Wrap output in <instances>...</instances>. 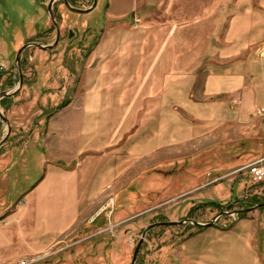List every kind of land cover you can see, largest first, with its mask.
I'll return each mask as SVG.
<instances>
[{
	"label": "rangeland",
	"instance_id": "obj_1",
	"mask_svg": "<svg viewBox=\"0 0 264 264\" xmlns=\"http://www.w3.org/2000/svg\"><path fill=\"white\" fill-rule=\"evenodd\" d=\"M67 1L72 8L86 10L93 0ZM98 1L92 12L80 14L57 0L52 12L60 32L58 44L46 51L27 47L19 60L21 88L14 96L0 99V113L10 125V134L0 147V211L15 212L13 217L20 220L23 216L17 207L23 206L26 193L45 173L44 155L49 157L52 145L49 137L73 139L78 134L86 60L104 28L124 26L139 34L149 26L164 28L168 35L182 27L176 24L195 21L198 26H212L201 34L198 30L197 37L214 47L223 42L231 16L220 13L224 0ZM229 1L223 10H233L235 0ZM48 2L0 0V93L18 87L15 58L24 45L53 44ZM211 6L212 15L206 11ZM119 15L124 19L119 17L117 23L110 19ZM186 30L182 28V33L189 37ZM263 49L264 39L255 46L260 61ZM202 77L198 76V84ZM259 110L244 122L219 125L200 138L134 160L99 204L80 208L77 222L47 253L32 258L18 254L15 262L6 264H130L140 240L135 264H157L163 248L171 257L178 242L195 231L192 221L209 223L215 217L219 227L249 217L257 237L264 241V208L250 210L255 206L252 197L264 202V182L254 184L246 172L249 164L264 161V111ZM6 133L7 126L0 119V142ZM66 146L70 150L74 142ZM211 202L214 205H208ZM189 203L194 205L178 218L181 223L156 225L166 220L164 212Z\"/></svg>",
	"mask_w": 264,
	"mask_h": 264
},
{
	"label": "crops",
	"instance_id": "obj_2",
	"mask_svg": "<svg viewBox=\"0 0 264 264\" xmlns=\"http://www.w3.org/2000/svg\"><path fill=\"white\" fill-rule=\"evenodd\" d=\"M224 2L220 13L231 16L223 42L214 47L197 37L198 30L212 26L195 21L176 24L182 27L168 35L149 26L139 34L124 26L103 29L86 60L77 136L49 137L45 173L17 207L21 220L6 208L0 211V264L15 262L18 254L47 253L77 222L80 208L99 204L134 160L200 138L219 125L244 122L264 108V60L255 53L264 39V0H235L231 11L223 10L230 1ZM210 10L206 7L212 15ZM119 17L110 19L117 23ZM70 142L74 146L66 150ZM193 205L164 217L178 222ZM255 226L242 217L230 227H204L183 237L171 257L163 248L157 264H264V241Z\"/></svg>",
	"mask_w": 264,
	"mask_h": 264
},
{
	"label": "water",
	"instance_id": "obj_3",
	"mask_svg": "<svg viewBox=\"0 0 264 264\" xmlns=\"http://www.w3.org/2000/svg\"><path fill=\"white\" fill-rule=\"evenodd\" d=\"M57 0H50L49 3H48V13H49V16H50V19L52 20V22H54V19H53V15H52V6L53 4L56 2ZM71 11L73 12H77V13H88L90 11H92L95 6H96V3H97V0H93L92 1V4L90 6V8L86 9V10H81V9H76V8H72L70 5H69V2L67 0H61ZM55 24V22H54ZM55 40L53 42L52 45H47V46H41L39 44H36V43H31V44H26L24 45L16 54V58H15V62H16V67L18 69V74H19V80H18V87L11 93H5V92H1L0 93V99L3 98V97H12L15 95V93L19 90V88H21L22 86V83H23V78H22V74L20 72V67H19V60H20V55L22 54V52L29 46H33V47H37L39 48L40 50H43V51H46V50H50L51 48L55 47L58 42H59V37H60V32H59V29L58 27L56 26L55 24ZM69 35H68V38H71L72 36V32L69 31L68 32ZM0 119L2 120L3 123L6 124L7 126V133H6V136L1 140L0 142V147L4 144V142L6 141L7 137L9 136L10 134V125L8 123V120L6 119L5 116H3L1 113H0ZM259 208H264V203L262 204H258V205H255L254 207L250 208V210H253V209H259ZM217 219V217L213 218V220H211V222L209 223H199V222H196V221H192V224L193 225H197V226H202V227H213L215 226V220ZM178 223H181V222H166V223H157L156 225H166V226H170V225H175V224H178ZM156 225H151L149 226V228L151 227H154ZM148 228V229H149ZM141 243H142V240L139 241V243L137 244V246L135 247L134 249V252H133V256H132V260H131V263L130 264H135L136 262V258H137V255H138V252H139V248L141 246Z\"/></svg>",
	"mask_w": 264,
	"mask_h": 264
},
{
	"label": "built area",
	"instance_id": "obj_4",
	"mask_svg": "<svg viewBox=\"0 0 264 264\" xmlns=\"http://www.w3.org/2000/svg\"><path fill=\"white\" fill-rule=\"evenodd\" d=\"M261 55L264 56V49L261 52ZM264 109H260L258 113L263 112ZM246 172L250 180L254 184H260L264 182V161H256L254 163L249 164L246 167ZM249 196H245L244 199H248ZM21 264H26L25 262H21Z\"/></svg>",
	"mask_w": 264,
	"mask_h": 264
},
{
	"label": "trees",
	"instance_id": "obj_5",
	"mask_svg": "<svg viewBox=\"0 0 264 264\" xmlns=\"http://www.w3.org/2000/svg\"><path fill=\"white\" fill-rule=\"evenodd\" d=\"M251 203L254 205H257V204H262V203H264V202H262V201H260L259 199H257V198H255V197H252L251 198ZM208 205H214V203L213 202H211V203H209ZM190 214V213H189ZM159 222L160 223H166V222H168L167 220H159ZM194 228H195V231L194 232H198V231H200V230H202L204 227H202V226H197V225H194L193 226ZM194 232H190L187 236H186V238H188V237H191L193 234H194Z\"/></svg>",
	"mask_w": 264,
	"mask_h": 264
},
{
	"label": "flooded vegetation",
	"instance_id": "obj_6",
	"mask_svg": "<svg viewBox=\"0 0 264 264\" xmlns=\"http://www.w3.org/2000/svg\"><path fill=\"white\" fill-rule=\"evenodd\" d=\"M52 15H53V12H52ZM53 19H54V17H53ZM56 24V23H55ZM55 24H54V22H53V26H54V31H55ZM57 26V25H56ZM56 34V33H55Z\"/></svg>",
	"mask_w": 264,
	"mask_h": 264
}]
</instances>
